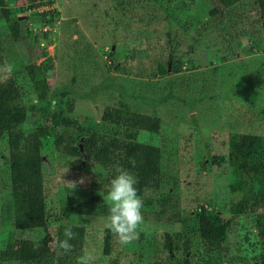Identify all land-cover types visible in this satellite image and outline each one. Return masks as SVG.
Returning a JSON list of instances; mask_svg holds the SVG:
<instances>
[{
    "label": "rangeland",
    "instance_id": "obj_1",
    "mask_svg": "<svg viewBox=\"0 0 264 264\" xmlns=\"http://www.w3.org/2000/svg\"><path fill=\"white\" fill-rule=\"evenodd\" d=\"M6 1L11 17L19 19L20 40L0 7V80L19 92L29 112L20 124L0 115V264H18L7 261L5 252L25 240L39 245L49 236L58 247L68 224L85 227L82 248L61 250L44 264H77L85 251L93 255L92 264H176L185 255L190 264H220L219 256L206 249L193 211L204 204L231 216L233 205L247 198V191L230 190L228 150L233 133L264 135V27L256 1L243 0L216 15L210 13L215 0H164L166 9L152 0ZM45 50L53 93L41 103L27 66L44 61ZM110 52L127 73L113 70ZM161 64L168 74L160 72ZM137 94L143 99L133 98ZM71 100L69 116L89 131L118 129L107 122L105 111L111 108L156 114L161 120L159 133L141 131L139 139L161 147L162 185L145 191L154 202L143 207V224L130 242L112 233L109 255L104 254L108 216L70 214L63 208L104 193L116 169L108 171L98 161V149L85 147V158L81 141L69 136L43 139L47 227L19 230L14 223L10 136L15 133L23 143L38 126L51 124L55 104ZM255 216L248 209L235 218L226 264H258L264 237ZM167 234L178 245L172 251L164 246Z\"/></svg>",
    "mask_w": 264,
    "mask_h": 264
},
{
    "label": "trees",
    "instance_id": "obj_2",
    "mask_svg": "<svg viewBox=\"0 0 264 264\" xmlns=\"http://www.w3.org/2000/svg\"><path fill=\"white\" fill-rule=\"evenodd\" d=\"M32 1V0H31ZM161 9H166L164 0H152ZM168 3L176 0H166ZM243 0H215L216 6L210 11L212 15L221 13ZM261 13V23L264 27V0H255ZM0 7L5 15L9 28L15 40L18 35L19 19L11 17V10L6 0H0ZM43 54L47 58L41 63H31L27 72L33 84L38 102L49 100L53 93L48 80L46 63L51 60L48 51ZM114 71L127 73V70L113 59L110 52ZM174 64V62H172ZM2 55L0 53V67ZM179 69V64H175ZM162 74H168L164 65L159 66ZM63 94V92H62ZM134 97L142 98L140 95ZM27 109V115H26ZM35 110L36 106L30 108ZM74 109L71 100L67 105L55 104L50 125L38 126L28 139L21 143V137L15 133L10 136L11 148L8 152L9 174L12 187L14 223L19 230L46 228L48 214L46 210V193L43 181V139L51 134L71 138L75 143H84L89 149L101 151L99 162L109 171L118 167L130 168L138 178L137 188L143 200V207L154 202L145 196L147 190H158L162 185L163 151L160 146L139 139L141 131L159 133L161 120L156 114H143L128 108H111L105 111L107 122L116 124L118 129L114 133L89 131L79 126L77 121L69 116ZM29 109L20 103V95L16 89L5 87L0 80V115L11 116L10 122L20 124L28 117ZM9 142V141H8ZM80 148V147H79ZM221 160L224 157H220ZM228 163L232 170V192L247 191V198L241 199L232 207V215L224 216L213 208L204 204L198 205L193 211L198 223V230L206 249L220 258V264L227 263L229 252V229L235 218L242 212L252 209L256 213L254 224L261 237H264V211L257 212V208L264 207V135L253 133H233L229 136ZM110 178L107 180L109 183ZM107 191V190H106ZM94 194L88 199L70 201L63 208V212L70 214H102L108 216L107 204L103 200L106 193ZM181 218H179L180 220ZM75 238L71 241L75 252L82 248L86 229L84 226L73 225ZM61 237V236H60ZM264 243V241H263ZM164 246L168 251L178 247L167 234ZM186 251L188 252V247ZM61 249L51 245V238L45 236L41 244L35 245L30 240L23 241L18 248L5 252L7 261L18 264H44L47 260L60 255ZM112 251V232L109 228L104 231V254ZM258 264H264V248L257 257ZM190 264V258L185 255L182 263Z\"/></svg>",
    "mask_w": 264,
    "mask_h": 264
},
{
    "label": "clouds",
    "instance_id": "obj_3",
    "mask_svg": "<svg viewBox=\"0 0 264 264\" xmlns=\"http://www.w3.org/2000/svg\"><path fill=\"white\" fill-rule=\"evenodd\" d=\"M137 183L138 178L134 171L130 168L118 167L111 176L103 196L107 204L108 228L125 244L134 238L137 228L144 221L143 200L139 195ZM63 236L58 247L68 252L72 249L71 241L76 236L73 225L64 226ZM93 260V255L85 251L77 257V264H92Z\"/></svg>",
    "mask_w": 264,
    "mask_h": 264
},
{
    "label": "water",
    "instance_id": "obj_4",
    "mask_svg": "<svg viewBox=\"0 0 264 264\" xmlns=\"http://www.w3.org/2000/svg\"><path fill=\"white\" fill-rule=\"evenodd\" d=\"M79 146H80L81 152L83 153L84 157L86 158L88 156V154H87V152L85 150L84 143H81Z\"/></svg>",
    "mask_w": 264,
    "mask_h": 264
}]
</instances>
